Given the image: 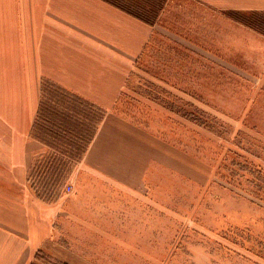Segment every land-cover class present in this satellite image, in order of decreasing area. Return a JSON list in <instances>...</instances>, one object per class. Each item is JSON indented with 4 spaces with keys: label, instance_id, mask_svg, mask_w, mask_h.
I'll use <instances>...</instances> for the list:
<instances>
[{
    "label": "rangeland",
    "instance_id": "1",
    "mask_svg": "<svg viewBox=\"0 0 264 264\" xmlns=\"http://www.w3.org/2000/svg\"><path fill=\"white\" fill-rule=\"evenodd\" d=\"M109 2L151 30L113 109L129 128L103 147L108 111L44 83L61 131L39 126L26 184L49 236L29 264H264V9Z\"/></svg>",
    "mask_w": 264,
    "mask_h": 264
},
{
    "label": "crops",
    "instance_id": "2",
    "mask_svg": "<svg viewBox=\"0 0 264 264\" xmlns=\"http://www.w3.org/2000/svg\"><path fill=\"white\" fill-rule=\"evenodd\" d=\"M229 2L264 9V0ZM150 33L142 17L109 0H0V264H29L49 236L43 232L49 213L28 188L44 146L39 126L48 138L61 131L60 122L51 128L39 120L44 83L108 111L96 136L107 148L121 124L129 128L113 109ZM52 97L68 110L65 97ZM63 111L55 114L67 116ZM103 147L101 155L108 153ZM93 149L86 159L91 170Z\"/></svg>",
    "mask_w": 264,
    "mask_h": 264
},
{
    "label": "trees",
    "instance_id": "3",
    "mask_svg": "<svg viewBox=\"0 0 264 264\" xmlns=\"http://www.w3.org/2000/svg\"><path fill=\"white\" fill-rule=\"evenodd\" d=\"M66 118V117H65ZM65 118H63V119H65Z\"/></svg>",
    "mask_w": 264,
    "mask_h": 264
}]
</instances>
